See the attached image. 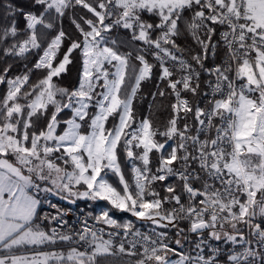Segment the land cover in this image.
I'll return each instance as SVG.
<instances>
[{
  "label": "snow or ice",
  "instance_id": "1",
  "mask_svg": "<svg viewBox=\"0 0 264 264\" xmlns=\"http://www.w3.org/2000/svg\"><path fill=\"white\" fill-rule=\"evenodd\" d=\"M0 86V264H264V0H0Z\"/></svg>",
  "mask_w": 264,
  "mask_h": 264
},
{
  "label": "trees",
  "instance_id": "2",
  "mask_svg": "<svg viewBox=\"0 0 264 264\" xmlns=\"http://www.w3.org/2000/svg\"><path fill=\"white\" fill-rule=\"evenodd\" d=\"M19 2L22 3V2H24V0H19ZM64 26L66 28H68L69 30H71V28L73 27L71 25L70 20H66ZM76 82H77V73H76V70L74 69L70 75H67L63 78L62 86L72 87L76 84ZM0 87H2V86H0ZM155 90L156 89L153 87L152 82H150V81L144 82L143 95L138 97L137 101L134 102V107H135V110L138 114V117L140 115H145V116L152 115L153 119L156 120L157 122H159V120L162 117L156 111V109L153 108L151 110V112L149 111L150 97L148 99L144 98V97L148 96V93L155 91ZM75 205H76V207L82 205L86 212L92 213V214H95L98 210V207L102 206V205L93 206L91 203H86V201H84V200L77 201V203ZM116 217H117V219H120L122 222L125 221L127 218L134 219V218L130 217L129 214H125V213H116ZM135 223H136L137 227H141L140 221H135ZM181 226H183V225H181ZM147 227H149V226L145 225V226L141 227V229H144ZM174 232H175L174 229H169V235L170 236H174ZM190 239H191V237H190ZM185 244H187V243H185ZM173 245H174V243H173ZM188 248L191 251L189 245H188ZM171 256H174V255H171ZM111 264H123V261L120 260L119 258H113L111 261Z\"/></svg>",
  "mask_w": 264,
  "mask_h": 264
},
{
  "label": "built area",
  "instance_id": "3",
  "mask_svg": "<svg viewBox=\"0 0 264 264\" xmlns=\"http://www.w3.org/2000/svg\"><path fill=\"white\" fill-rule=\"evenodd\" d=\"M86 203H90V202L86 201ZM72 205L73 204H69V203L67 204V209L69 210V214L65 217V219H67L72 224H76L77 226H80V222L83 221L84 219L90 217L91 214L89 215L88 212H86L84 210L82 205L78 206L77 207L78 209L71 208ZM128 219H130V218H127L126 220H128ZM88 222L91 224L92 220L89 218ZM105 230L107 231L108 229L105 228ZM141 230L142 231H149L150 228L147 227V228H144V229H141ZM172 247H174L177 252L183 251L184 253H188L190 251L187 244H184V246L182 248L180 246L175 245V244L172 245ZM222 247L226 248L228 246L227 245H222Z\"/></svg>",
  "mask_w": 264,
  "mask_h": 264
},
{
  "label": "rangeland",
  "instance_id": "4",
  "mask_svg": "<svg viewBox=\"0 0 264 264\" xmlns=\"http://www.w3.org/2000/svg\"><path fill=\"white\" fill-rule=\"evenodd\" d=\"M42 198H45L46 202L43 205V212H50L52 214H55L56 209L52 208L51 205L55 204L59 208L67 209V202L66 200L61 199L59 196L52 194V193H41L40 194ZM100 207V206H99ZM99 207L96 213L99 211ZM71 208L78 209L74 204L71 206ZM89 215L92 213H88ZM194 254V253H193ZM178 256H171L172 260L178 259Z\"/></svg>",
  "mask_w": 264,
  "mask_h": 264
}]
</instances>
